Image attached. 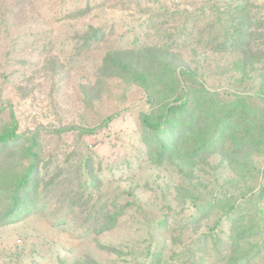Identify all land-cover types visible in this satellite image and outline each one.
Wrapping results in <instances>:
<instances>
[{"label": "rangeland", "instance_id": "374dc122", "mask_svg": "<svg viewBox=\"0 0 264 264\" xmlns=\"http://www.w3.org/2000/svg\"><path fill=\"white\" fill-rule=\"evenodd\" d=\"M215 3L0 0V127L13 111L19 133H39L43 175L25 206L6 223L0 196V264H149L148 251L160 252L155 261L160 264H225L227 220L215 227L217 211L200 223L189 222L196 206L188 196L208 200L221 188L238 193L242 187L228 183L231 173L219 157L195 166L193 173L174 161H146L141 115L150 105L144 88L98 71L109 50L165 48L187 30L190 42L170 46L174 66L184 63L196 70L221 98L255 93L259 71L243 76L234 68L237 53L199 40L207 38L217 17ZM248 3L250 14L264 20V0ZM79 8L90 12L68 16ZM257 20L253 17V27L264 32ZM91 27L101 28V34L82 46ZM255 42L264 47L261 40ZM110 115L108 126L93 134L80 131ZM7 160L0 174L7 173ZM256 160L264 169V153ZM255 176L252 191L258 193L261 172ZM237 197L248 215L264 208V196L253 202ZM102 227L110 228L99 232ZM251 264H264L263 253Z\"/></svg>", "mask_w": 264, "mask_h": 264}, {"label": "trees", "instance_id": "16d2710c", "mask_svg": "<svg viewBox=\"0 0 264 264\" xmlns=\"http://www.w3.org/2000/svg\"><path fill=\"white\" fill-rule=\"evenodd\" d=\"M215 1L217 17L210 23L215 29L209 31V28L212 30L209 26L207 38L200 37L199 40H209L217 51L237 53L239 59L234 62V68L243 76L259 71L260 81L255 93L240 92L233 99L221 98L196 70L184 63L174 66V59H177L170 46L180 47L190 42L192 33L187 30L180 32L179 42L175 39L165 48L138 45L109 50L98 71L102 77L119 76L144 88L150 105V109L141 115L142 151L146 161L158 165L174 161L193 173L195 166L208 164L214 157H219L229 169L228 183H239L242 187L239 192L221 188L208 200L188 196L196 206L189 222L200 223L218 211L220 216L215 227L220 226L223 219L228 225L225 264H251L260 253L264 258V208L257 206L248 215L236 202L237 195L252 202L255 197L264 196V169L256 160V155L264 153V47L255 42H264V32L253 27V17L258 19L259 28L264 20L250 14L249 0ZM88 12V8H79L70 11L68 16L79 17ZM100 34L101 28H89L83 35L82 46H88ZM113 118L110 115L98 126L83 127L80 131L93 134L108 126ZM18 130L19 123L12 111L10 119L0 127V165L10 158L7 173L0 174V196L7 207L2 216L3 223L10 221L19 208L25 206L30 192L35 190L36 180L43 176L39 133L32 132L27 136ZM89 161L85 162L86 169ZM260 172L259 192L255 193L251 182L255 173ZM85 184L89 187L90 180L87 179ZM118 215L121 216V212ZM108 228L102 227L99 232ZM158 255L160 252L148 251L149 264H160L155 262Z\"/></svg>", "mask_w": 264, "mask_h": 264}]
</instances>
